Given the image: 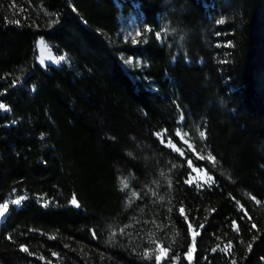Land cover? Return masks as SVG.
I'll return each mask as SVG.
<instances>
[{
    "label": "trees",
    "instance_id": "16d2710c",
    "mask_svg": "<svg viewBox=\"0 0 264 264\" xmlns=\"http://www.w3.org/2000/svg\"><path fill=\"white\" fill-rule=\"evenodd\" d=\"M131 1L0 0V264H264V0Z\"/></svg>",
    "mask_w": 264,
    "mask_h": 264
},
{
    "label": "rangeland",
    "instance_id": "374dc122",
    "mask_svg": "<svg viewBox=\"0 0 264 264\" xmlns=\"http://www.w3.org/2000/svg\"><path fill=\"white\" fill-rule=\"evenodd\" d=\"M129 8L126 10L125 13L121 14L118 20V33L117 38L122 42L123 45L129 44H136L141 36L146 32V26L144 22V16L138 8V4L128 0ZM160 27L161 23H160ZM162 29L156 33V37L160 43L163 42L161 37ZM35 50H36V57H35V64L42 68H46L47 66L58 67L62 64L65 60V55H55L52 50L50 49L49 45L44 41L42 37H39L35 41ZM63 57V59H61ZM123 61L126 64L127 68L131 69H138L141 67V62L138 60H133L131 58H124V55H121ZM179 133V134H178ZM176 136L178 137L179 141L183 143L198 159L207 160L210 163L214 164V159H209V150L204 144V138L201 140L191 136L183 127V116L181 111L179 112V117L177 120V129H176ZM211 155V154H210ZM212 157V155H211ZM200 177L203 176L202 173H197ZM23 199L22 195H18L12 192L9 196L6 197L5 201L0 205L7 204L13 205L18 207ZM19 200L20 203L17 204L14 201ZM7 208L3 211L5 215ZM2 217H0L1 219ZM193 249V247L191 246ZM193 250L191 253L192 259Z\"/></svg>",
    "mask_w": 264,
    "mask_h": 264
},
{
    "label": "snow or ice",
    "instance_id": "6c2138e0",
    "mask_svg": "<svg viewBox=\"0 0 264 264\" xmlns=\"http://www.w3.org/2000/svg\"><path fill=\"white\" fill-rule=\"evenodd\" d=\"M219 23H222L223 21H218ZM61 59H63V57H61ZM5 106L3 105V104H0V108H4ZM179 134V133H178ZM199 135L201 136V138H204L205 137V133L203 132V131H201L200 133H199ZM170 143V142H169ZM209 159H214L213 157H211V155L209 154V157H208ZM189 163H191V162H189ZM209 179H211L210 177H209ZM124 187H127V184L125 183L124 184ZM135 195V194H134ZM15 203H17V204H19L20 203V201L19 200H17V201H14ZM72 203L73 204H76L77 202H76V199L75 198H73V200H72ZM7 208V204H3V205H0V215H3V211L5 210ZM180 212H181V214H183V212H184V209L183 208H181L180 209ZM191 224H189V229L191 230ZM254 227V226H253ZM195 235H198V233H194L193 234V245H194V242H195ZM22 250H24V251H27V249L25 248V249H22ZM192 248H189V253H188V258L189 259H191V253H192ZM161 252L162 253H164V254H166V252H167V249H161ZM161 255H157L156 256V260H157V262H158V264H159V261L161 260ZM233 264H235V262H233Z\"/></svg>",
    "mask_w": 264,
    "mask_h": 264
},
{
    "label": "bare ground",
    "instance_id": "6f19581e",
    "mask_svg": "<svg viewBox=\"0 0 264 264\" xmlns=\"http://www.w3.org/2000/svg\"><path fill=\"white\" fill-rule=\"evenodd\" d=\"M6 215V214H5ZM4 214L3 215H0V217H2L1 219H0V221L4 218V216H5ZM4 221V220H3Z\"/></svg>",
    "mask_w": 264,
    "mask_h": 264
},
{
    "label": "water",
    "instance_id": "95a60500",
    "mask_svg": "<svg viewBox=\"0 0 264 264\" xmlns=\"http://www.w3.org/2000/svg\"><path fill=\"white\" fill-rule=\"evenodd\" d=\"M4 218L0 221V224L3 222Z\"/></svg>",
    "mask_w": 264,
    "mask_h": 264
}]
</instances>
